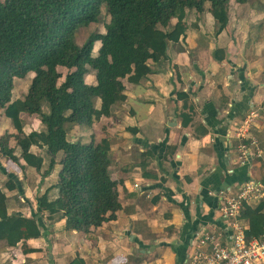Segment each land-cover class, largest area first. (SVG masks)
Returning a JSON list of instances; mask_svg holds the SVG:
<instances>
[{"label":"crops","instance_id":"1","mask_svg":"<svg viewBox=\"0 0 264 264\" xmlns=\"http://www.w3.org/2000/svg\"><path fill=\"white\" fill-rule=\"evenodd\" d=\"M186 21V34L169 43L167 58L150 61L153 73L140 84L125 82L127 100L111 117L92 128L68 126L72 142L110 141V172L121 204L117 218L84 233L69 228L63 213L51 217L45 212L39 215L40 237L14 247L0 241V264H180L181 256L193 252L200 227L214 232L222 244L231 242L211 192L238 190L250 180L264 185V157L239 164L240 145L255 151L254 140L264 156V0L232 1L228 25L219 34L207 8L203 13L188 10ZM100 47L97 42L95 51ZM219 51L222 59L214 55ZM86 82L95 84V72ZM27 91L14 93V100L24 99ZM252 111L260 117L240 138L237 132ZM188 115L193 121L184 127ZM25 120L26 134L44 131L39 119ZM7 132L16 130L0 111V137ZM11 146L16 147L14 140ZM155 149L149 159L147 152ZM31 151L44 158L40 172L0 153V189L8 197L9 213L26 217L35 215L37 196L59 181V165L43 177L50 155L37 146ZM11 175L23 193L5 189ZM261 202L264 197L249 205ZM240 225L248 229L247 221Z\"/></svg>","mask_w":264,"mask_h":264},{"label":"trees","instance_id":"2","mask_svg":"<svg viewBox=\"0 0 264 264\" xmlns=\"http://www.w3.org/2000/svg\"><path fill=\"white\" fill-rule=\"evenodd\" d=\"M232 1L246 4L249 0L0 1V111L16 130L0 137V153L40 172L44 158L31 149L45 150L51 160L44 178L59 165L58 183L37 196L32 217L9 213L8 197L0 189V241L14 247L40 237L39 215L45 212L51 217L63 213L69 228L84 233L117 218L121 204L118 183L110 172V141L72 142L68 126L92 128L103 117H111L114 108L127 100L125 82L140 84L153 73L150 61L166 59L169 43L179 42L186 34L188 10L203 13L207 8L219 34L228 25ZM104 7L108 15L105 33L93 32L80 45L78 32L99 24ZM174 19L177 22L172 25ZM97 42L101 47L95 51ZM218 53L224 52L214 53L222 59ZM92 71L96 82L88 84L86 78ZM31 73L35 76L24 99L14 100L16 81ZM26 116L39 119L44 131L26 134ZM192 121L185 116L183 126ZM157 150L146 156L154 157ZM5 189L23 193L14 175ZM239 219L248 222L247 240L264 238L263 202L256 207L245 204ZM185 258L180 257V264Z\"/></svg>","mask_w":264,"mask_h":264},{"label":"built area","instance_id":"3","mask_svg":"<svg viewBox=\"0 0 264 264\" xmlns=\"http://www.w3.org/2000/svg\"><path fill=\"white\" fill-rule=\"evenodd\" d=\"M259 117V112L252 111L243 121L237 136L247 137L251 125ZM252 144L255 146V151L246 144L240 145L241 166H246L255 158L264 157L257 141L254 140ZM138 185L135 187L138 188ZM211 194H215L218 198L219 216L231 231V242L222 244L214 232L200 227L194 233L193 252L187 254L183 264H264V238L247 240L239 219L245 204L264 197V185L259 181L250 180L238 190L220 189Z\"/></svg>","mask_w":264,"mask_h":264},{"label":"rangeland","instance_id":"4","mask_svg":"<svg viewBox=\"0 0 264 264\" xmlns=\"http://www.w3.org/2000/svg\"><path fill=\"white\" fill-rule=\"evenodd\" d=\"M4 1V0H0ZM108 21L107 9L103 8L102 18L99 24H92L88 28L81 29L77 34V41L80 45L89 37L93 32L105 33V24ZM66 72V71H65ZM32 77L26 78L25 81H16L15 94H24L25 90L29 88Z\"/></svg>","mask_w":264,"mask_h":264}]
</instances>
